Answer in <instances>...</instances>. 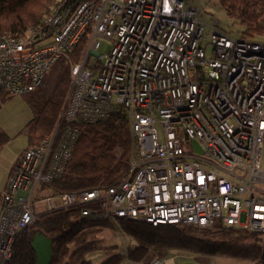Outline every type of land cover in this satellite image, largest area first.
I'll return each mask as SVG.
<instances>
[{
  "label": "built area",
  "instance_id": "2783aa9c",
  "mask_svg": "<svg viewBox=\"0 0 264 264\" xmlns=\"http://www.w3.org/2000/svg\"><path fill=\"white\" fill-rule=\"evenodd\" d=\"M203 27L200 0H52L37 27L0 36L2 96L33 92L58 59L70 79L54 128L7 178L0 264L36 219L67 209L114 229L127 219L264 237V39L235 37L213 20L206 51ZM115 115L131 138L124 177L38 196L65 174L80 127Z\"/></svg>",
  "mask_w": 264,
  "mask_h": 264
},
{
  "label": "trees",
  "instance_id": "16d2710c",
  "mask_svg": "<svg viewBox=\"0 0 264 264\" xmlns=\"http://www.w3.org/2000/svg\"><path fill=\"white\" fill-rule=\"evenodd\" d=\"M233 1L219 0V5L229 14H238L247 27V36L264 34V26L258 24L264 13V0H238L237 3L235 0L232 4ZM51 4L52 0H0V36L6 32L22 35L27 29L37 27L49 13ZM257 8L260 10L257 11ZM34 21L35 24H32ZM68 76V65L58 59L40 86L23 97L32 114L23 129L29 145L38 143L54 128L70 89ZM4 100L0 94V103ZM8 141V136L0 129V148ZM115 147L122 150L121 158L116 163L111 156ZM130 151V132L122 116L115 115L96 125L81 126L66 172L51 184V188L55 193H78L98 185H114L128 170ZM117 223L118 229L130 237L134 245L125 254H109L99 264H124L126 260L137 264L152 248H176L197 255L264 264V243L261 242L262 236L257 233L218 227L217 234L210 233V236L204 237L194 234L193 228L202 232L206 229L194 226L153 227L127 219H119ZM107 224L104 218H80L76 209H67L45 214L29 227L52 240L49 264H91L85 255L99 248V234L108 228ZM27 229L17 237L11 258L6 264H36L29 245L32 231Z\"/></svg>",
  "mask_w": 264,
  "mask_h": 264
},
{
  "label": "rangeland",
  "instance_id": "374dc122",
  "mask_svg": "<svg viewBox=\"0 0 264 264\" xmlns=\"http://www.w3.org/2000/svg\"><path fill=\"white\" fill-rule=\"evenodd\" d=\"M212 1L213 0H200L201 20L202 23L204 24L203 32H202V40L200 44L202 47L206 49V51L209 50L207 46L208 31H209L207 25L213 20H216L218 22L219 27L222 30L229 32L231 35L235 37H239V36L243 37L244 35L245 38H250L255 41H261V39H264V34L253 33L252 36H247L248 34L247 33L245 34V30L247 27L245 26V24L241 22L238 14H229L220 7L219 0H214L213 2ZM214 2L215 4H213ZM259 10L260 8H257V11ZM262 18L264 19V13L262 14L259 22L260 26H264V21ZM100 49L101 52H105L104 43H102ZM23 97H19V96L8 97V98L4 97L5 100L2 103H0V129L11 140L3 151L4 155H6V153L7 155H9L25 147L28 148L37 144L36 143L29 145L27 138L23 133L24 127L32 117L31 111ZM195 151H199V149L195 147ZM20 155L17 156L16 161L13 162L10 173L13 167L15 166ZM121 155H122V150L120 149V147H115L111 152V156L114 159L115 163L119 161ZM56 194L58 193L53 192L51 186H49L44 188V190L40 192L38 196L42 197V196H51ZM0 200H1V195H0ZM107 225L108 228L99 234V245H98L99 248L85 255V259L91 262V264H99L106 257H108L109 254H113V253L121 254V255L125 254L126 250L134 245L133 240L130 237L124 235V233H122L121 230L118 229V223H116L117 229H114L109 223ZM27 231H32V235H33L35 229L31 230V228L29 227ZM218 232H219L218 227L206 229L204 230V232H202V230H197L193 228L194 234L204 237L210 236V233L211 235H215ZM261 242L264 243L263 237ZM170 251H174V252L176 251L177 253V258H175V264H201V263L207 264V262L208 264H210V262L215 263L216 262L215 260H217L218 262L217 264H257L245 260H237V259H231L225 257H220L216 259L214 256L197 255L192 252L179 250L176 248H171V249L152 248L149 250L147 255L137 264H148L153 259L166 258ZM223 258H225L226 263ZM198 259L200 262L198 261ZM200 259L204 261L202 262ZM124 264H134V263H130L126 260Z\"/></svg>",
  "mask_w": 264,
  "mask_h": 264
},
{
  "label": "crops",
  "instance_id": "0c3cea01",
  "mask_svg": "<svg viewBox=\"0 0 264 264\" xmlns=\"http://www.w3.org/2000/svg\"><path fill=\"white\" fill-rule=\"evenodd\" d=\"M25 137H26V135H25ZM10 141L11 140L9 138V141L0 148V194L5 189L6 181H7L8 175L10 173V170H11L13 162L16 161L17 156H19L26 149V147H25V148L20 149V150H18L16 152H13V153H11L9 155H7V153H6V155H4L3 151L6 148V146L9 144ZM261 155H262V158L264 160V139H263V147H262ZM43 190L44 189H42V191ZM215 258L217 259V258H220V257H215ZM223 259L225 260V258H223ZM200 260L202 262L204 261L202 259H200ZM198 261H199V259H198ZM215 261H216L215 263L210 262V264H217L218 263L217 260H215ZM219 263H220V261H219ZM225 263H226V260H225ZM207 264H208V262H207Z\"/></svg>",
  "mask_w": 264,
  "mask_h": 264
},
{
  "label": "water",
  "instance_id": "95a60500",
  "mask_svg": "<svg viewBox=\"0 0 264 264\" xmlns=\"http://www.w3.org/2000/svg\"><path fill=\"white\" fill-rule=\"evenodd\" d=\"M29 245L35 255L36 264H49L51 260L52 240L44 234L35 231Z\"/></svg>",
  "mask_w": 264,
  "mask_h": 264
},
{
  "label": "bare ground",
  "instance_id": "6f19581e",
  "mask_svg": "<svg viewBox=\"0 0 264 264\" xmlns=\"http://www.w3.org/2000/svg\"><path fill=\"white\" fill-rule=\"evenodd\" d=\"M214 1V0H213ZM212 1V2H213ZM235 1V0H234ZM234 1H233V3L232 4H234ZM238 2V0L235 2V3H237ZM240 3V2H239ZM213 4H215V2L213 3ZM230 4H231V2H230ZM242 4V3H241ZM244 4H246V2H244ZM240 5V4H239ZM232 7V6H231ZM238 10V9H237ZM239 11H241V10H239ZM229 12V11H228ZM231 14H233V13H231ZM235 16V15H234ZM40 18V17H39ZM38 18V19H39ZM228 19V18H227ZM230 19V18H229ZM263 19V18H262ZM35 20V19H34ZM263 21H264V19H263ZM32 24H35V21H34V23H32ZM259 24V23H258ZM260 25V24H259ZM29 26H30V24H29ZM259 28H260V26H258ZM264 28V27H263ZM237 30V29H236ZM9 31H10V29H9ZM250 31H252V30H250ZM256 31V30H255ZM4 32V31H3ZM2 32V33H3ZM16 32H18V31H16ZM7 33V32H6ZM252 35V34H251ZM259 37V36H258ZM262 40V39H261ZM101 50V49H100ZM69 77V76H68ZM69 80V79H68Z\"/></svg>",
  "mask_w": 264,
  "mask_h": 264
}]
</instances>
